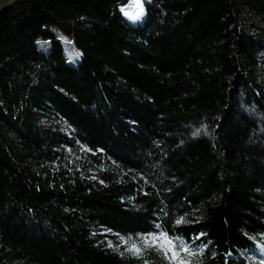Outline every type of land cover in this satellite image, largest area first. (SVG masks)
I'll list each match as a JSON object with an SVG mask.
<instances>
[{
  "label": "trees",
  "instance_id": "16d2710c",
  "mask_svg": "<svg viewBox=\"0 0 264 264\" xmlns=\"http://www.w3.org/2000/svg\"><path fill=\"white\" fill-rule=\"evenodd\" d=\"M130 1L0 13V264H168L125 251L156 223L193 264H261L264 0Z\"/></svg>",
  "mask_w": 264,
  "mask_h": 264
},
{
  "label": "snow or ice",
  "instance_id": "6c2138e0",
  "mask_svg": "<svg viewBox=\"0 0 264 264\" xmlns=\"http://www.w3.org/2000/svg\"><path fill=\"white\" fill-rule=\"evenodd\" d=\"M144 5L145 0H133V11H129L127 6L125 8H122L121 11L126 19L133 23H137L141 21L146 15ZM60 39L63 40L64 38L60 37ZM68 43L71 42L69 41ZM74 56L76 59H78L80 56L79 52H74ZM198 134L199 130H197L196 133H193L194 136ZM161 211L164 210L161 209ZM165 215H167V212H165ZM186 216L187 213H184L174 220V230L176 226L188 222L185 220ZM155 229H157L158 231H149L147 233L139 234L143 238V247H141L139 244L133 243L128 248H126L125 251L129 252L135 259H142L144 252L152 249L159 252L161 256L166 261H168V264H193V261L191 259H185V256H194L196 254V250L193 249L189 245V243L185 241L183 236L170 235L169 231L165 230V228L160 223L155 224ZM205 235L206 233L202 231L198 232L193 236V240H200V238ZM260 235L264 237V233H260ZM250 239L254 240L255 238L250 237ZM210 243L211 241H208V244ZM208 244H205L203 245V247L199 248V252L201 254H203L204 248H206ZM109 246L111 247V245ZM257 248L260 251L261 255H264V244L257 243ZM121 255H123V252L121 253ZM227 255L231 256V253H227ZM143 264H148V260L143 259ZM225 264H228V262L225 261ZM261 264H264V261H261Z\"/></svg>",
  "mask_w": 264,
  "mask_h": 264
},
{
  "label": "rangeland",
  "instance_id": "374dc122",
  "mask_svg": "<svg viewBox=\"0 0 264 264\" xmlns=\"http://www.w3.org/2000/svg\"><path fill=\"white\" fill-rule=\"evenodd\" d=\"M132 4H133V0H131L130 1V3L128 4V5H126L127 7H128V10L129 11H133L134 9L132 8ZM125 6V7H126ZM124 7V8H125ZM140 22V21H139ZM74 50H73V48L71 47V46H65L64 47V53H65V57L67 58V61L70 63V64H76L77 63V61L79 60V58L78 59H76L75 58V56H74ZM133 243H136V244H139L141 247H143L144 245H143V238H141V239H134L133 241H131L130 242V244L128 245V247L131 245V244H133ZM241 255L245 258V259H252V260H254V261H257L258 260V256L257 255H255V254H251V253H241ZM260 262L261 261H264V259H262L261 257H260Z\"/></svg>",
  "mask_w": 264,
  "mask_h": 264
},
{
  "label": "water",
  "instance_id": "95a60500",
  "mask_svg": "<svg viewBox=\"0 0 264 264\" xmlns=\"http://www.w3.org/2000/svg\"><path fill=\"white\" fill-rule=\"evenodd\" d=\"M18 0H0V13L13 6Z\"/></svg>",
  "mask_w": 264,
  "mask_h": 264
}]
</instances>
